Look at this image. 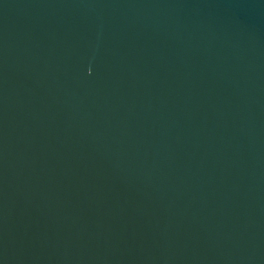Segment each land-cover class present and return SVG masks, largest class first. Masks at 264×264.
I'll list each match as a JSON object with an SVG mask.
<instances>
[{
    "label": "water",
    "instance_id": "obj_1",
    "mask_svg": "<svg viewBox=\"0 0 264 264\" xmlns=\"http://www.w3.org/2000/svg\"><path fill=\"white\" fill-rule=\"evenodd\" d=\"M0 264H264V0H0Z\"/></svg>",
    "mask_w": 264,
    "mask_h": 264
}]
</instances>
